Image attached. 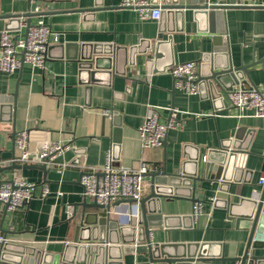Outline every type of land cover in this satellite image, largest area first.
Segmentation results:
<instances>
[{"label":"crops","instance_id":"crops-1","mask_svg":"<svg viewBox=\"0 0 264 264\" xmlns=\"http://www.w3.org/2000/svg\"><path fill=\"white\" fill-rule=\"evenodd\" d=\"M121 1L0 0V15L32 13V25L44 22L59 36L57 43L51 40L52 48L44 69L24 64L10 75L2 72L0 66V105L7 104L0 123V168L21 156L13 136L21 131L32 133L28 146L32 155L39 153L45 141L76 147L66 151L60 159L70 164L63 172L22 169L0 174V182L18 175L37 185L35 197L22 209L6 211L0 203V229L4 231L0 237L45 253L63 252L66 243L76 241L78 235L70 217L75 211L78 216L82 215L81 205L85 201L93 203L83 196L81 177L86 172L101 171L109 153L116 168L138 170L142 164H147L150 168H165L170 174L179 171L185 175L184 172L193 173L192 162L203 164L208 151L228 146L241 149L236 153L238 165L244 167L243 181L227 185L203 180L196 183L195 201L189 198L163 200L164 217L180 221L173 219L174 228H154L152 239L156 246H176L170 249L172 254L184 252L187 246L192 247V252L195 246H204L207 257H243L250 224L230 215L228 205H241L244 199L258 201L264 191V186L259 184L264 174V118L254 117L253 110L240 111L232 107L227 93L220 102L214 103L205 89L196 96L176 90L170 69L165 68L172 61L175 66L196 62L199 84L205 72L204 59L214 54L219 41L220 49L229 52L236 67L264 61V7L257 1H244L245 4L239 5L243 1L208 0L210 5L230 8L222 11L221 18L213 24L196 20L193 12L184 11L170 24L175 31L173 45L168 51L160 50L162 59L155 60L153 45L148 54L138 52L134 68L129 65L125 68L123 59L119 74L100 71L92 80L80 68L82 49L104 51L113 47L125 58L123 51L147 41L154 44L160 36L159 29L166 27L165 18L164 22L141 20L135 11L120 8ZM189 1L179 0L181 4ZM7 23L0 19V34L6 31ZM25 31L26 26H22L20 31L13 32L24 35ZM167 36H164L165 41ZM249 76L252 86L264 92V64L252 67ZM8 105H15V111ZM151 107L159 112L161 123L168 121L174 109L173 117L181 126L168 132L163 147L144 150L139 129ZM105 110L112 111V119L103 116ZM44 187L49 189L47 198L41 197ZM149 193L150 179L145 177L142 199ZM195 202L203 204L196 221L192 217ZM239 207L234 215L240 213ZM185 217L192 219L183 220ZM189 226L191 228H187ZM133 247V255L123 254L124 264H168L152 263L144 245ZM114 252L119 254V251ZM194 264L235 262L213 260Z\"/></svg>","mask_w":264,"mask_h":264},{"label":"water","instance_id":"water-1","mask_svg":"<svg viewBox=\"0 0 264 264\" xmlns=\"http://www.w3.org/2000/svg\"><path fill=\"white\" fill-rule=\"evenodd\" d=\"M162 16L161 21L166 19V27L159 29L160 36L153 44L150 41L139 44L129 50L123 51L125 58L118 49L113 47L102 50H83L79 59L80 68L86 71L88 75L94 79L95 75L100 71H105L111 75L119 74L118 67L121 66L124 59L125 68L136 66V55L138 52L148 54L153 45H155L154 58L156 61L163 58L160 50L166 48L167 51L173 45L174 29L170 26L174 18L181 17L184 11L193 12L196 20L213 24L221 18V12L230 8L228 6H213L208 0H190L188 4H181L179 0H162ZM241 1H257L264 4V0H241ZM240 2L239 5L245 4ZM155 6L160 5V0H152ZM32 13L25 15H0V19L7 20L5 28L7 31H20L22 26H26L24 36H27L32 26ZM178 19V18H177ZM162 23V22H161ZM169 24V26H168ZM222 33V32H221ZM167 40H164V36ZM145 45L144 48H142ZM221 42H217L213 55H209L204 59V74L201 76L199 83L200 92L205 89L214 103H218L223 99V94L232 92L235 88L251 91L256 88L252 86L249 71L258 64H264V61L255 62L250 66L236 67L232 63L231 56L227 50L220 49ZM52 48V47H51ZM50 48V50H51ZM87 52V53H86ZM24 60L22 59V66ZM123 66V67H124ZM175 67V63L170 62L165 70ZM111 72V73H110ZM16 98V95L14 96ZM7 104L0 105V123L2 115ZM15 111V105H8ZM13 115L11 122H13ZM14 141L16 142L17 133H14ZM166 142V141H165ZM165 142L163 146L165 145ZM232 150V151H231ZM237 150L233 147H223L222 149H212L208 151L207 162L195 165L191 174L182 175L181 172L170 174L164 170L156 168L150 172L147 177L150 179V193L141 199L139 211L136 218L127 224H121L112 220L105 207L98 205L96 202L81 205L83 213L81 216L75 214L70 217L71 224L75 225L77 238L76 241L67 242L63 252L58 254L45 253L43 250L15 245L9 242L0 243V264H124L123 254H134L136 244L147 247V252L152 263L166 262L168 264H194L198 261L221 260L223 262H241V264H264V253L259 255V251H264V226L262 222L264 215L262 214L264 204V191L258 201L244 199L241 205H233L229 203L230 215L241 220L249 222L250 226L247 230L250 232L247 249L243 257L226 259L222 257H207L204 246H187L184 252L172 254L170 249L177 248L174 245L162 244L154 245L152 231L154 228L165 227V229L174 228L172 217H164L162 211L163 200H173L177 198H189L195 201L196 183L201 181H217L221 184L236 183L239 184L244 167L238 165ZM15 159V158H14ZM22 169H42L43 171L51 170L45 165H28L12 163L9 166L0 168V174L7 171H17ZM210 173H212L210 175ZM187 175V177H186ZM227 185H223V188ZM122 203H132L131 200L119 201L116 205ZM249 205H251L249 207ZM240 206V213L234 215V210ZM87 210H96L93 213H87ZM7 211V210H6ZM79 218V220H78ZM191 220V217H185L183 220ZM178 227L181 228L180 225ZM191 228V226L187 227ZM4 232L0 229V233ZM104 243V244H103ZM109 244V245H107ZM132 246V247H131ZM115 251H119L116 255Z\"/></svg>","mask_w":264,"mask_h":264},{"label":"built area","instance_id":"built-area-1","mask_svg":"<svg viewBox=\"0 0 264 264\" xmlns=\"http://www.w3.org/2000/svg\"><path fill=\"white\" fill-rule=\"evenodd\" d=\"M260 6L264 7V4ZM120 8L135 11L141 20L159 21L163 12L162 5L155 6L152 4V0H122ZM38 11L39 8L36 12ZM52 39L57 43L59 36L44 22L32 25L27 36L13 31H3L0 34L1 71L10 75L16 73L21 69L22 59L24 64H28L34 69H44L49 59ZM170 74L174 79L176 90L189 96L199 94V74L196 62L179 64L170 69ZM227 95L232 107L240 111L253 110L254 117L264 118V92L258 89L251 91L234 89ZM173 115L174 109H172L168 121L161 123L157 109L150 108L149 115L139 129L141 145L144 150L163 147L168 132L181 126V123ZM103 116L112 119V111H103ZM31 139L30 131L25 130L17 134L15 145L21 156L15 158L12 163L45 165L58 172H63L70 166L69 163L60 159L66 151L75 150V145L45 141L41 143L39 153L32 155L28 151ZM206 162L207 157L204 156L203 163ZM156 168H150L147 164H142L138 170L128 167L116 168L113 166L112 154L109 153L101 171L86 172L82 175L80 182L83 187V196L105 207V211L112 220L127 224L137 217L144 179ZM259 184L264 186V174ZM36 190V184L14 175L12 179L0 182V203L5 206L7 211L15 212L31 202L35 197ZM48 196L49 189L44 187L41 197L47 198ZM125 200H131L132 203L116 205L117 202ZM202 208L201 202H195L192 215L195 221L200 217ZM6 242L8 241L4 237H0L1 244ZM235 264H241V262H235Z\"/></svg>","mask_w":264,"mask_h":264}]
</instances>
